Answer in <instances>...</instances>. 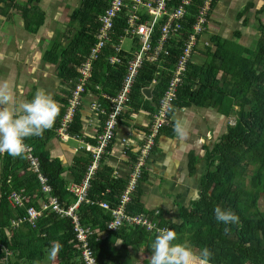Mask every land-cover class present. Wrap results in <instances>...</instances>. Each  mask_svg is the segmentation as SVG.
<instances>
[{
  "label": "trees",
  "instance_id": "trees-1",
  "mask_svg": "<svg viewBox=\"0 0 264 264\" xmlns=\"http://www.w3.org/2000/svg\"><path fill=\"white\" fill-rule=\"evenodd\" d=\"M40 1L0 0V14L6 6L16 9L23 29L33 35L45 21ZM108 2L109 0H78L77 7L69 14L67 30L50 38L47 49L42 54V59L55 65L56 75L63 84L60 88L63 95L58 97L60 112L51 129L45 130L42 136L26 138L25 143L31 145L38 156L40 172L51 187L50 194L65 208L77 200L67 186L70 182L81 181L91 155L79 151L73 154L70 163H64L60 158L50 155L47 144L55 137L54 129L63 114L69 80L76 76L74 65L79 64L94 42V33L99 26L98 16ZM178 2L179 0H172V5L175 6ZM194 2L189 9L192 15L202 0ZM217 2L218 0L212 1L211 9ZM252 6V3H247L243 10ZM263 9L264 2L257 13ZM243 10L236 14V19L242 16ZM246 20L243 19V25ZM122 23L115 29L114 41L122 34ZM186 29L189 30V27L186 26ZM238 34L236 31L235 36ZM258 34L257 48L252 50L232 39L221 38L212 33L208 38L215 49H218V53L208 47L203 53L205 57L202 64L196 60L188 63L187 72L169 112L171 118L176 108L197 106L215 109L222 115L230 112L236 115L234 123H228L226 131L211 146L203 145L202 156L188 153V174L195 172L200 160L204 162V170L199 177L197 196L189 200L186 206L178 205L180 221L166 220L161 211L156 216L159 224L166 225L177 233L173 243L187 240L197 251L208 247L213 254L210 264H264V210L258 205L261 195L264 199V25L260 21ZM185 38V34H180L178 39L171 41L169 51L172 56L180 53L179 47L183 45ZM233 44L237 45L239 52L229 47ZM251 60H257L258 66L250 65ZM153 68V65L141 68L131 94L133 109L145 110L147 118H151L153 105L158 103L167 85L165 80L154 86L150 99L143 97L142 88L150 83ZM124 72V64L111 67L101 57L94 65L92 81L101 85L103 91L113 94ZM233 107L236 108L235 112H232ZM82 124L78 112L70 132L80 134ZM86 140L94 141L91 137ZM126 153L131 159L135 158L131 150L128 149ZM27 165L24 155L12 157L5 154L0 157V243L11 249L8 264H23L25 261L33 264L50 250L53 241H58L61 245L57 254L58 264H82L78 259V252L71 247L74 232L70 217L46 210L33 226L23 222L17 227H10L11 219L25 214L23 208L12 207L8 203L7 197L12 191H22L30 198L29 204L36 207V199L44 197L36 175L27 170ZM110 170L103 160L100 169L90 179L87 191L90 200H106L114 205V197L125 187L127 178L113 177ZM65 172H68L70 181L65 179ZM143 172L128 205L129 210L136 213L151 211L145 209L141 201L139 184L146 179ZM246 177L248 185L244 180ZM217 205L235 212L239 216V224L225 225L218 222L214 212ZM75 213L82 225L91 229L98 227L99 233L92 235L89 241L99 264H136L131 248L150 246L156 236L140 226L127 225L115 231H107L105 224L110 219V213L95 203L81 202ZM8 227L11 229V239L6 233ZM226 227L231 230L227 235L224 233ZM116 242L120 243L118 247ZM141 264H149V261L144 260Z\"/></svg>",
  "mask_w": 264,
  "mask_h": 264
},
{
  "label": "built area",
  "instance_id": "built-area-1",
  "mask_svg": "<svg viewBox=\"0 0 264 264\" xmlns=\"http://www.w3.org/2000/svg\"><path fill=\"white\" fill-rule=\"evenodd\" d=\"M212 1L202 0V3L197 5L195 14L192 15L189 9L195 3L194 0H179L175 6L172 5V0H109L98 16L99 26L94 33V42L79 64L74 65L76 76L69 80L70 86L65 97L64 111L54 129L55 137L59 141L66 142L73 139L81 143L79 147L73 149V153L82 151L91 155L81 181L70 182L67 186L77 200L73 205L65 208L55 196L50 194L51 187L40 172L38 156L34 153L33 147L28 145L24 154L28 163L27 170L36 175L44 197L36 199V207L29 204L28 195L22 191H12L7 197L8 203L12 207L23 208L25 214L11 219L10 227H17L23 222L33 226L46 210L70 217L74 232V242L71 247L78 252V259L82 264H99L89 241L92 235L99 233V230L98 227L91 229L80 223L75 209L81 202L95 203L109 211L110 219L105 224L107 231H115L129 225L143 227L146 231L157 235L158 228H168L156 220L158 209L136 213L130 211L128 205L142 172L152 157L156 137L163 127L170 124V108L176 100L188 63L194 62L195 57L202 55L208 47H215L206 37L213 18ZM121 22H123L122 34L114 41L115 29ZM180 34H185L186 38L179 47L180 53L172 56L169 51V47L172 46L171 41L178 39ZM125 38L131 40V47L127 50L122 48ZM101 57L111 67H116L117 64L125 66V72L113 94L103 91L101 85L92 81L94 65ZM149 65L154 66L153 76L146 86L151 87V93L154 86L164 83L165 80L167 85L158 103L153 105L151 118H148L147 123L144 124L145 132L141 135L135 132L134 135L139 136L140 142L134 145L130 137L132 130L123 133L122 122L125 120V114H133L135 111L131 104L133 85L141 68ZM142 95L145 99L151 98L143 93ZM78 112L83 122L82 130L80 134L71 133L70 128ZM85 127H91L93 131L87 133L83 129ZM87 137L93 138L94 141H87ZM116 140L121 144V154H126L128 149L135 154L127 183L114 197V205H110L106 200H90L87 197L90 179L100 169L106 156L113 151L112 146ZM132 147L135 149L133 150ZM5 154L7 153L0 154V157ZM6 233L10 238L12 233L9 227ZM11 254V249L0 243V264H8Z\"/></svg>",
  "mask_w": 264,
  "mask_h": 264
},
{
  "label": "crops",
  "instance_id": "crops-1",
  "mask_svg": "<svg viewBox=\"0 0 264 264\" xmlns=\"http://www.w3.org/2000/svg\"><path fill=\"white\" fill-rule=\"evenodd\" d=\"M219 1L220 3L218 4ZM239 1L242 2V0H218L212 12V17L214 16L215 21H213V19L211 21V32L214 31V34H219L229 39L232 29L230 25L227 24V21L222 18L221 14H224L223 17H227L229 10ZM236 36L239 39L243 36V32L241 31V34ZM238 39L236 40L237 43H239ZM8 50H10L12 54L16 53L13 49ZM41 60L40 58L42 64L39 62V66L50 64L44 59L43 61L45 62ZM36 62L37 61H29L24 65L23 69L16 70L18 68V63L15 62L11 54H6V52L0 53V70L2 69V65L8 66L11 71L13 67L15 69L14 76H16V82L12 83V86L17 102L25 100L30 101L32 97L30 94L33 88L37 91L39 89H44L46 86L43 76L44 72L35 70L37 68ZM9 72L5 71L6 75ZM5 73L3 70L0 72V75ZM11 73H13V71ZM5 79H7V77L0 76V81ZM17 81L19 82V87L16 88ZM202 110H204V112H210L208 108L197 106L176 108L174 110L170 118V124L164 130L160 131L156 139V146L153 150L152 157L148 160L144 168L143 176L146 179L141 180L139 184L141 189V201L144 208L147 210L159 209L162 217L171 222L180 221L178 217V205L186 206V203L192 199L190 196L198 191L196 188L198 187L197 177H200L201 173H195L197 171L196 166L195 172L191 175L188 174L186 155L189 152H193L194 155L202 156L201 151L203 150V145L208 144L207 141L211 138V134L212 136L215 134V130L211 127L206 130L208 135H204L201 123L204 121L205 115H203L204 113H202ZM146 114V111L143 109L134 111L133 114H125V120L122 122V132L125 133L126 130H132L130 137L134 145H138L140 142L139 136L134 135L135 132H138L139 135L145 132L144 124H146L148 120ZM218 116L219 114L215 115L210 113L208 122L211 124H219L222 118L219 119ZM221 116L223 115L220 114V117ZM176 119H181L188 129V136L183 141L178 140L174 133V123ZM206 119L207 117L205 116V120ZM220 124H222V122ZM83 129L87 133L93 131L91 127H85ZM171 131H173V133H171ZM78 143L80 142L78 141ZM112 147L113 151L106 156L105 164L111 168L110 173L113 177L127 178L131 168V156L127 153L124 155L121 154V144L118 140L115 141ZM47 149L52 157H58L64 163H70L74 154V148L68 147L65 142L59 141L56 137L50 140L49 144H47ZM134 149L135 147L133 150ZM68 151L69 153H67ZM201 162L203 161L200 160L199 163ZM194 177H196V181ZM119 244V242H116V247H118ZM44 256L45 254L37 261L42 260ZM23 264H27V262L25 261Z\"/></svg>",
  "mask_w": 264,
  "mask_h": 264
},
{
  "label": "rangeland",
  "instance_id": "rangeland-1",
  "mask_svg": "<svg viewBox=\"0 0 264 264\" xmlns=\"http://www.w3.org/2000/svg\"><path fill=\"white\" fill-rule=\"evenodd\" d=\"M15 1H26V0H15ZM263 0L261 1H255V0H242V2H236L234 7L229 10V13L227 17H223L224 14L222 15V18L227 21V24L230 25L232 32L229 35V39H232L236 41L238 38L235 36V32L237 31L239 34H241V31L243 32V36H241L238 39V44L248 47L252 50H255L258 45V25L259 21L262 22L264 25V9L261 10V12L257 13V10L260 9L263 5ZM31 3H34L31 1ZM220 1L218 2V4ZM247 3H252V7L248 10H243L244 6ZM78 5V0H41L39 2V6L43 9L44 11V23L43 25L39 28V30L31 35L27 33L21 24V18L18 14V11L10 6H6L4 8V11L2 14H0V53L1 52H6V54H11V56L15 59V62L18 63V68L16 70H21L24 68V65L28 63L29 61H37L36 62V69L37 71L44 72V78L46 82V86L44 87V90H46L48 93H50L53 97H55L56 101L58 102V97L59 95H63V92L60 90L61 87H63V84L60 83L59 78L56 75V68L55 65L53 64H45L39 66L40 58L42 59V54L44 51L47 49V42L50 38H52L55 34H59L61 32H65L68 28L69 25V14L71 11L77 7ZM214 10V9H213ZM212 10V12H213ZM243 10V14L239 19H236L235 16L236 14ZM247 19L245 25H243V19ZM213 21H215L214 16H213ZM217 19V18H216ZM220 19V17H219ZM224 20V21H225ZM238 22H237V21ZM217 21V20H216ZM241 22V23H240ZM218 23V22H217ZM75 26H73V29ZM210 30V29H209ZM214 34L215 32H209L206 33V37H209L211 34ZM219 35V34H218ZM221 38L228 39L227 37H223L222 35H219ZM131 47V40L129 38H125L122 42V48L123 49H129ZM229 47L233 48L236 52H239V49H237V45H229ZM8 49H13L15 54L10 53V50ZM213 51L218 53V49H215L213 47ZM246 56V54H244ZM205 55H197L195 60L198 61V63L202 64L204 60ZM248 58V57H247ZM27 61V62H26ZM42 62L43 59L41 60ZM41 63V62H40ZM42 64V63H41ZM250 65H253L255 67L258 66L257 60L254 61H249ZM2 71H11L8 66L2 65ZM46 67V68H45ZM13 73L9 72L5 74H2L0 76L2 77H7V79L11 83L16 82V76L15 75V69L14 67L12 68ZM46 69V70H44ZM0 70V72H2ZM18 78V77H17ZM36 87L35 85H33ZM32 86V87H33ZM19 87V82L17 81L16 83V88ZM36 93V89L33 88L32 93L30 94L32 99ZM57 96V97H56ZM227 105L228 103L225 102ZM235 107H233L232 112H235L234 110ZM210 109V112H204L202 110L203 115L207 117L205 120L204 116V121H202V127H203V133L204 135H208L206 130L208 128H213L215 130L214 136L211 134V138L207 141V145L211 146L213 142H215L225 131H226V126L229 124H233L236 115L233 113H227V115H223L220 117V114L215 111V109L208 108ZM236 109V108H235ZM210 113H213L215 115L219 114L218 118H222L221 122L219 124H211L208 122V117L210 116ZM49 144V143H48ZM65 144L68 145L70 148H75L79 147L81 143H78V141L69 139L65 142ZM49 147V145H48ZM204 150L201 151V154H203ZM69 153V151L67 152ZM188 160V154L186 155V161ZM72 161V160H71ZM202 164V165H200ZM188 165V163H187ZM197 171L195 173H202L204 170V162L197 163ZM187 173V172H186ZM200 175V174H199ZM64 177L66 180H70L68 172H65ZM195 181H196V177ZM245 183L248 185V178H244ZM197 182H198V187L197 190H199V177H197ZM198 192V191H197ZM197 192L192 194L190 197L193 199L197 196ZM189 197V198H190ZM188 205V202L186 203ZM258 205L259 207L264 210V199L263 196L258 199ZM131 253L133 255V260L136 264H141L144 260L149 261V257L152 254L150 246H142L140 248H131ZM59 260L55 257V259H50L49 258V251L45 252V256L42 260L34 262L33 264H57Z\"/></svg>",
  "mask_w": 264,
  "mask_h": 264
},
{
  "label": "clouds",
  "instance_id": "clouds-1",
  "mask_svg": "<svg viewBox=\"0 0 264 264\" xmlns=\"http://www.w3.org/2000/svg\"><path fill=\"white\" fill-rule=\"evenodd\" d=\"M59 112L58 102L46 90H37L30 101L17 102L12 83L8 79L0 81V154L7 153L12 157L24 155L28 149L26 138L42 136L45 130L51 129ZM174 133L180 141L187 138L188 129L181 119L175 120ZM214 212L218 222L239 224V216L231 209L217 205ZM156 231L157 235L150 245L152 254L149 264H210L213 254L208 247L197 251L187 240L173 243L177 238L173 229L158 228ZM230 231L224 228L226 235ZM60 247L58 241L52 242L50 259H55Z\"/></svg>",
  "mask_w": 264,
  "mask_h": 264
},
{
  "label": "water",
  "instance_id": "water-1",
  "mask_svg": "<svg viewBox=\"0 0 264 264\" xmlns=\"http://www.w3.org/2000/svg\"><path fill=\"white\" fill-rule=\"evenodd\" d=\"M142 93L146 96V97H150L151 96V87H145L142 89Z\"/></svg>",
  "mask_w": 264,
  "mask_h": 264
}]
</instances>
